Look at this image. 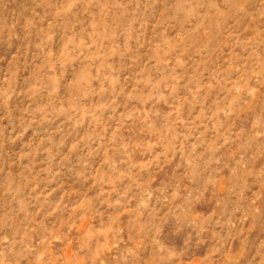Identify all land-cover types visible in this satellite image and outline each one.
<instances>
[{
	"label": "rangeland",
	"instance_id": "rangeland-1",
	"mask_svg": "<svg viewBox=\"0 0 264 264\" xmlns=\"http://www.w3.org/2000/svg\"><path fill=\"white\" fill-rule=\"evenodd\" d=\"M0 264H264V0H0Z\"/></svg>",
	"mask_w": 264,
	"mask_h": 264
}]
</instances>
